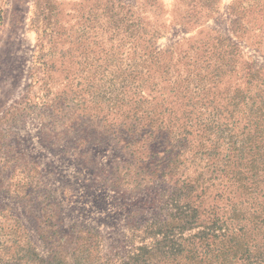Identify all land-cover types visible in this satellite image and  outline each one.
I'll list each match as a JSON object with an SVG mask.
<instances>
[{
    "label": "rangeland",
    "instance_id": "374dc122",
    "mask_svg": "<svg viewBox=\"0 0 264 264\" xmlns=\"http://www.w3.org/2000/svg\"><path fill=\"white\" fill-rule=\"evenodd\" d=\"M42 17L47 30L39 35ZM116 52L129 55L123 66L131 57L138 66L150 65L140 89L149 99H173L162 85H151L155 73L168 79L194 62L208 65L221 88H234L243 83L244 66L264 67V0H0V264H25L10 259L21 239L31 238L44 252L42 239H74L84 225L102 234L105 247L125 251L130 210L168 185L176 134L170 130L152 138L148 164L158 190L131 195L110 187L132 147L121 125L132 107L117 116L120 82L109 87ZM89 66L102 71L91 96L76 88L81 79L70 82L75 69ZM44 212L58 214H47L45 228L60 217L58 238L51 229L39 234ZM153 212L146 202L144 216L152 219ZM17 219L28 236L14 226ZM254 248L264 249V241Z\"/></svg>",
    "mask_w": 264,
    "mask_h": 264
},
{
    "label": "trees",
    "instance_id": "16d2710c",
    "mask_svg": "<svg viewBox=\"0 0 264 264\" xmlns=\"http://www.w3.org/2000/svg\"><path fill=\"white\" fill-rule=\"evenodd\" d=\"M46 19L36 20L39 35L47 30ZM154 53L149 51L148 58ZM114 54L118 62L110 69L114 82L109 87L120 82L115 90L117 116L132 107L121 123L130 135L126 145L132 147L130 158L116 166L110 187L131 195L158 190L152 176L156 170L148 164L152 138L170 130L176 134L172 170L165 172L168 185L130 210L125 251L119 245L105 247L102 234L84 225L75 229L74 239H42L44 252L31 238L21 239L10 259L25 264H261V257L264 264V249L254 248L257 240L264 241V67L244 66L243 83L224 89L222 80L214 79V71L200 62L176 69L168 79L157 72L151 85H162L173 99L156 100L140 93L150 79V65L138 66L131 57L123 66L127 55ZM89 67L87 72L85 67L75 69L70 82L81 79L76 88L91 96L102 71L101 66ZM117 139L125 143L120 132ZM146 202L152 205V219L144 216ZM47 214L39 217L37 230L43 238L51 229L58 238L60 217L45 228L41 224ZM19 225L21 219L14 226ZM21 232L28 236L23 227Z\"/></svg>",
    "mask_w": 264,
    "mask_h": 264
}]
</instances>
